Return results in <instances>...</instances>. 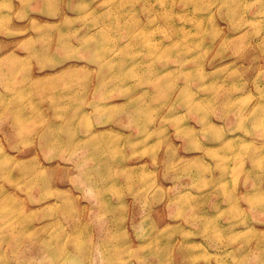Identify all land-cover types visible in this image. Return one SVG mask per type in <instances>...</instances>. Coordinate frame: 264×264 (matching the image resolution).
<instances>
[{
    "label": "rangeland",
    "instance_id": "rangeland-1",
    "mask_svg": "<svg viewBox=\"0 0 264 264\" xmlns=\"http://www.w3.org/2000/svg\"><path fill=\"white\" fill-rule=\"evenodd\" d=\"M0 264H264V0H0Z\"/></svg>",
    "mask_w": 264,
    "mask_h": 264
},
{
    "label": "bare ground",
    "instance_id": "bare-ground-1",
    "mask_svg": "<svg viewBox=\"0 0 264 264\" xmlns=\"http://www.w3.org/2000/svg\"><path fill=\"white\" fill-rule=\"evenodd\" d=\"M95 35V34H94Z\"/></svg>",
    "mask_w": 264,
    "mask_h": 264
}]
</instances>
